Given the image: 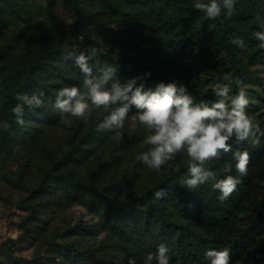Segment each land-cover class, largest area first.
<instances>
[{"label": "rangeland", "instance_id": "374dc122", "mask_svg": "<svg viewBox=\"0 0 264 264\" xmlns=\"http://www.w3.org/2000/svg\"><path fill=\"white\" fill-rule=\"evenodd\" d=\"M75 8L79 11L75 12ZM135 9L120 0H0V66L16 71L46 55L47 64H55L63 75L42 74L47 86L42 106L27 108L20 127L24 130L22 139L11 141L1 150L0 264H73L76 250L96 263L128 264L130 258H135L136 264H145L146 255L132 254L119 230H114L85 203L68 199L63 185H57L53 176L68 174L73 181L98 187L109 202L119 206L188 168L186 153L178 154L159 173L137 160L149 147L143 143L149 131L135 113L130 112L124 127L117 130L119 139L114 138L116 131L97 130L109 114L102 108L95 110L87 123L61 117L53 107L58 91L74 86L68 82L70 77L83 82L73 59L63 58L73 50L87 54L88 48L95 47L96 55L88 61L94 69L113 63L130 71L142 68L150 73L147 78L151 82L175 81L193 97L201 91L209 94L206 101L219 99L213 90L217 82H224V75L238 79L250 100L246 111L264 130L263 66L252 67L242 78L225 57H220L199 77L190 79L178 65L158 63L142 49L123 43L125 38L138 40L146 48L154 46L147 28L130 22ZM130 12L134 13L129 16ZM80 17L85 19L81 27L89 32V41L76 29ZM238 91L233 84L226 101ZM6 119L0 114V123L7 122ZM4 132L0 128V140ZM255 145L262 150L263 158L253 169L255 193L233 212L230 227L238 231L264 212V136ZM227 159L219 172L223 177H238L235 161L229 163ZM229 166L232 171L226 173L224 169ZM42 186L44 189H40ZM183 189L190 199L199 198L197 189ZM192 208L196 213V205ZM194 227L210 239L226 236V231L201 220ZM263 251L264 234L254 251L239 264H257Z\"/></svg>", "mask_w": 264, "mask_h": 264}, {"label": "trees", "instance_id": "16d2710c", "mask_svg": "<svg viewBox=\"0 0 264 264\" xmlns=\"http://www.w3.org/2000/svg\"><path fill=\"white\" fill-rule=\"evenodd\" d=\"M120 2L136 7L135 14L129 13V16L134 15L132 18L129 17L130 22L136 26H145L148 35H152L154 39V46L149 48L137 43L138 40L123 38V43L142 49V53L154 58L158 63L166 66L178 65L190 79L199 77L220 57H225L234 72L239 73L242 78L252 67L259 65L264 67V48H260L259 41L254 38V33L261 30V25L264 24V0H237L231 17L224 12L215 20L209 19L203 12L195 9L194 4L197 0H120ZM75 10L79 11L76 8ZM83 21L84 17H80L76 29L89 41V32L81 27ZM235 38L242 39L246 47L241 49L231 43ZM72 61L73 66L77 68L75 71H80L74 59ZM89 66L94 74H101L102 66L96 69L90 64ZM146 73L142 68L130 71L119 67L113 80L123 84L132 78L142 77L143 79L137 80V86L143 83L145 89H154L161 81L170 82L163 79L157 83L151 82ZM42 74L63 77L55 64L53 66L47 64L46 55L37 57L32 64L16 71H7L0 66V114H4L11 125L10 130L5 131L0 140V153L8 143L23 137L24 130L20 129L21 125L15 123L12 113V108L18 103L16 95L23 92L47 93ZM68 82L81 91L84 90L82 81L70 77ZM111 83L110 80L109 85ZM209 98V94L202 91L193 97L195 103ZM26 110L27 107L25 115ZM131 112H136L134 106ZM230 143L232 148L230 152L222 153L219 159L206 166L216 174V180L225 178L219 172V167L226 158L229 163L231 160L235 161L233 153L237 150L247 151L250 154V163L246 176L241 177L237 173L241 183L231 196L223 201L219 199V191L212 187L214 181L200 185L196 188L199 198L190 199L178 183L186 177L187 168L177 174H171L167 180L119 206L109 202L98 187L73 181L68 174L53 176L55 178L53 180L57 185L60 183L63 185L68 199L85 203L91 211L101 215L114 230H119L133 250L132 254L155 253L157 247L164 244L169 248L170 264H210L205 257L206 250L228 248L231 253V264H239L254 251L259 237L264 234V212L244 230L238 231L230 227L234 210L243 207L255 193L253 169L261 162L263 153L251 141L237 142L233 139ZM161 188L165 189L168 195L162 200H157L153 193ZM40 189H44L43 186ZM192 205H196V213ZM198 220L226 231V236H216L213 239L205 237L194 227ZM1 247L3 246L0 245ZM72 263L101 264L92 262L83 254L77 253V250L73 253ZM257 264H264V251Z\"/></svg>", "mask_w": 264, "mask_h": 264}, {"label": "clouds", "instance_id": "9594fccd", "mask_svg": "<svg viewBox=\"0 0 264 264\" xmlns=\"http://www.w3.org/2000/svg\"><path fill=\"white\" fill-rule=\"evenodd\" d=\"M237 0H197L194 4L196 10L203 12L209 19L215 20L226 12L231 17L235 11ZM259 41V47L264 48V24L261 30L254 33ZM231 43L241 49L245 48L240 38L232 39ZM96 48L90 47L85 52H73L66 59H74L83 75V91L75 86L61 88L54 101V109L62 118L74 117L87 123L95 110L104 109L109 112L97 130L116 131L115 139L120 138L119 129L125 125L132 107L136 109L135 115L149 134L143 143L148 145L147 151L137 156L147 168L159 173L164 165L172 161L180 153H186L188 168L186 177L178 183L180 187L194 190L200 185L214 181L212 187L220 193L221 201L228 199L236 190L241 180L232 175L216 180V174L206 167L213 160L219 159L222 153L232 150L233 139L237 142L251 141L259 143L264 136V130L246 111L250 104L242 82L224 75V82H217L214 86V95L219 99L195 103L192 94L186 87L177 82L156 84L155 88L145 89L143 83L137 86V80L132 78L121 84L113 80L117 67L113 63L100 69V75L93 73L88 61L95 57ZM114 59L115 54H114ZM150 76V73H146ZM112 83L109 85V81ZM235 84L238 93L226 101L232 85ZM43 93H18V103L12 108L15 123L24 124L25 107L34 109L42 106ZM0 128L10 130L8 122L0 123ZM236 161L235 169L239 176L247 175L250 163V154L247 151L233 153ZM226 173L232 171L231 166L224 169ZM168 195L163 188L155 191L153 196L162 200ZM205 257L210 264H231V253L228 248L222 250L208 249ZM169 248L160 244L155 253L149 252L145 256V264H170ZM128 264H136L135 258H130Z\"/></svg>", "mask_w": 264, "mask_h": 264}]
</instances>
